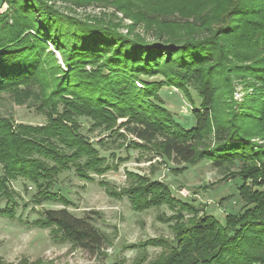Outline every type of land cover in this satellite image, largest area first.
<instances>
[{
	"label": "trees",
	"instance_id": "16d2710c",
	"mask_svg": "<svg viewBox=\"0 0 264 264\" xmlns=\"http://www.w3.org/2000/svg\"><path fill=\"white\" fill-rule=\"evenodd\" d=\"M5 1L8 9L0 14V98L9 94L17 105L34 106L48 122L17 124L0 114V201L7 199L0 216L16 219L18 192L12 184L19 179L35 186L34 202L67 205L69 201L52 192L61 173L75 169L79 178L94 181L93 175L119 169L82 133L77 119L87 117L122 139L119 145L127 149L150 150L178 164L206 160L226 170L240 163L239 195L245 208L227 215L225 224L211 215L198 218V209L146 173L127 170L123 187L100 182L111 197H128L137 212L164 205L174 212L158 218L174 222L176 245L150 264H264V145L254 141L264 138V0L232 3L220 13L222 25L211 35L178 42L160 37L148 41L130 30L124 34L120 23L65 15L54 0ZM67 1L77 7L90 2ZM116 6L128 15L121 3ZM244 19L254 27L246 34L239 31ZM156 76L163 80H153ZM230 76L255 93L236 102ZM164 86L192 101L194 126L184 127L164 107L159 95ZM190 88L200 98L198 105ZM94 213L78 217L67 208L46 209L30 224L51 228L73 247L101 256L113 240L92 221ZM145 260L140 257L139 264ZM20 264L44 261L23 259Z\"/></svg>",
	"mask_w": 264,
	"mask_h": 264
},
{
	"label": "rangeland",
	"instance_id": "374dc122",
	"mask_svg": "<svg viewBox=\"0 0 264 264\" xmlns=\"http://www.w3.org/2000/svg\"><path fill=\"white\" fill-rule=\"evenodd\" d=\"M65 1V0H64ZM54 0L53 4L65 15L86 19L88 16L99 17L113 24L120 23V30L126 34L129 30L141 35L148 41L162 40L181 41L183 39H203L211 31L222 25L220 13L231 8L232 3L240 0H90L85 6H72L69 1ZM83 1V0H82ZM116 3L127 8L128 15L121 11ZM8 9L5 0H0V14ZM232 17V16H230ZM138 19L135 25L133 20ZM230 20V19H228ZM254 27L244 19L239 29L246 34ZM52 47V45H51ZM52 49H54L52 47ZM58 59L62 58L57 53ZM234 82V100L241 103L255 90L247 87L237 77L230 76ZM153 80H163L156 76ZM138 86L141 84L138 83ZM195 104L200 103L196 91L191 89ZM164 107L184 127L195 125L192 114V101L180 90L164 86L160 89ZM0 114L11 117L17 124L41 125L48 122L47 116L34 106L17 105L9 94L0 98ZM81 131L95 145L101 157L108 162L118 163L117 171L104 175H93L94 181L79 178L75 169L61 173L52 188V192L63 196L69 204L62 201H44L36 203L33 196L37 192L30 182L19 179L12 187L18 192L16 219L0 216V263L20 264L23 259L33 262L42 259L44 264H112L124 259L126 264H139V258L146 256L142 264H150L160 255L167 254L176 245L172 225L174 222L164 219L174 212L167 206L151 208L143 212L132 209L128 197L116 199L108 195L100 183L106 181L115 187L126 185V171L146 173L152 180L167 183L180 200L198 209V218L211 215L220 223H226L229 214H239L245 203L239 195L242 179L238 176L240 163L230 169H219L209 161L195 165L178 164L172 159L158 156L150 150L127 149L119 145L122 139L111 137L109 131L94 125L87 117H78ZM132 136L127 137L130 141ZM163 137L156 140L155 146ZM101 140H104L102 143ZM264 145V138H254ZM234 173V176L232 175ZM3 174L0 164V175ZM248 184L252 181L248 180ZM7 199L0 201L2 208ZM67 208L74 215L81 217L90 214L92 221L113 240L104 255H94L84 249L75 248L61 234L55 235L51 228H41L30 223L41 217L46 209ZM186 218L191 214L185 213ZM131 245H136L133 247Z\"/></svg>",
	"mask_w": 264,
	"mask_h": 264
}]
</instances>
